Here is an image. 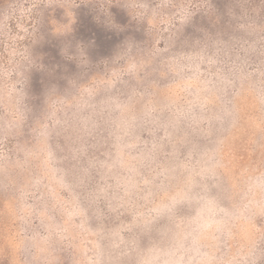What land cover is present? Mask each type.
I'll return each mask as SVG.
<instances>
[{
    "label": "rangeland",
    "instance_id": "obj_1",
    "mask_svg": "<svg viewBox=\"0 0 264 264\" xmlns=\"http://www.w3.org/2000/svg\"><path fill=\"white\" fill-rule=\"evenodd\" d=\"M0 264H264V0H0Z\"/></svg>",
    "mask_w": 264,
    "mask_h": 264
}]
</instances>
